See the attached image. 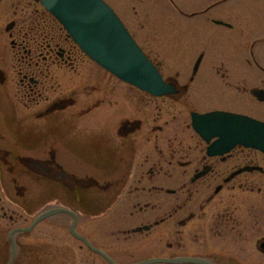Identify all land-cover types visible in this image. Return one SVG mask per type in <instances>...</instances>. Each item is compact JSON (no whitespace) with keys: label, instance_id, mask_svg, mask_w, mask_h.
<instances>
[{"label":"flooded vegetation","instance_id":"obj_1","mask_svg":"<svg viewBox=\"0 0 264 264\" xmlns=\"http://www.w3.org/2000/svg\"><path fill=\"white\" fill-rule=\"evenodd\" d=\"M104 1L149 56L195 54L192 66L153 60L177 93L128 86L142 95L123 94L122 117L121 81L42 0H0V264H264V154L207 141L192 119L264 122V35L246 59L260 75L236 77L210 53L255 35L226 13L236 0ZM85 62L99 80L72 87Z\"/></svg>","mask_w":264,"mask_h":264},{"label":"water","instance_id":"obj_2","mask_svg":"<svg viewBox=\"0 0 264 264\" xmlns=\"http://www.w3.org/2000/svg\"><path fill=\"white\" fill-rule=\"evenodd\" d=\"M74 42L93 61L122 81L154 96L177 93L130 35L114 10L103 0H42ZM261 95L260 92H255ZM195 130L207 141L218 138L230 150L238 145L264 154V123L251 117L214 112L193 116ZM61 211H51L39 222Z\"/></svg>","mask_w":264,"mask_h":264},{"label":"rangeland","instance_id":"obj_3","mask_svg":"<svg viewBox=\"0 0 264 264\" xmlns=\"http://www.w3.org/2000/svg\"><path fill=\"white\" fill-rule=\"evenodd\" d=\"M226 13L230 14V16H234L239 20L238 27H242L246 31H251L255 33L253 38H249L248 40H239L237 41V45L230 49L229 51H219V50H210L212 61L215 62H223L230 65L233 68H237L235 71L236 77H244L251 78L260 75V71H258L255 67L246 64V59L250 57L249 49L251 39L257 38L259 35H264V0H236L226 9ZM259 34V35H258ZM205 38H200L202 42ZM257 48V47H256ZM259 49H257L258 51ZM178 52V51H177ZM175 52H170V54L161 52V53H153L150 56L153 60L163 61L167 68V73H176L178 71H185L186 68L190 69L193 63V59L195 54H181ZM259 55V54H258ZM11 67V65H10ZM169 68V69H168ZM10 70H12L10 68ZM73 75H69L66 77V81H73L72 87L83 84L88 85L93 83V80H99L100 72L94 68V66L85 62V65L80 70L78 74L70 73ZM13 75V74H12ZM77 84V85H76ZM68 89L70 88L67 85ZM109 88H112L115 91V96L119 100L118 105L121 110V116L123 117L124 112L129 110V103L124 100V95H128L135 99L134 94H138L135 91L128 89L127 85H124L120 82H115L114 80L109 84ZM134 93V94H133ZM124 94V95H123ZM142 95V94H138ZM211 96V94H210ZM216 99L218 96H214ZM220 99V98H219ZM212 101V98H210ZM218 102V101H215ZM32 107V106H31ZM118 108V107H117ZM151 108H153L151 106ZM155 108V107H154ZM153 108V109H154ZM31 108L30 112L33 111ZM39 109V108H37ZM155 111V110H153ZM17 111V115H20ZM151 117V114H150ZM29 124L32 126L37 125V122L33 119V121H29ZM37 184L34 190L38 191L39 189H45L47 187H39ZM37 194V193H35ZM32 204V203H31ZM29 207V212L33 213L37 210V204H32Z\"/></svg>","mask_w":264,"mask_h":264}]
</instances>
